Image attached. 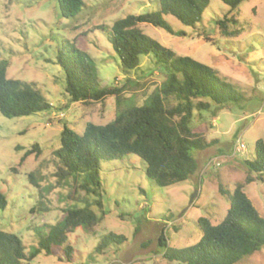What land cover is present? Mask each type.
I'll list each match as a JSON object with an SVG mask.
<instances>
[{
  "label": "rangeland",
  "instance_id": "374dc122",
  "mask_svg": "<svg viewBox=\"0 0 264 264\" xmlns=\"http://www.w3.org/2000/svg\"><path fill=\"white\" fill-rule=\"evenodd\" d=\"M83 1L75 17H63L56 0H0V60L7 62L6 75L34 82L52 104L25 116L0 113V191L7 198L6 207L0 209V229L18 235L26 253L36 246L38 236L61 218L63 209L83 205V192L73 194L71 178L57 182L53 176L54 149L63 124L81 133L87 121L106 123L116 111L113 97H108L102 108L68 100L63 71L55 63L62 41L91 56L101 85L123 86L125 105L148 103L150 92L164 79L148 57L138 68L123 72L108 36L96 28L110 26L127 14L157 10L158 0ZM227 10L221 0H210L194 28L164 15L175 31L185 33L181 36L148 23L139 25L176 54L216 68L220 80L241 95L221 105L212 102L208 111L194 115L192 123L206 126V137L217 139L213 146L195 154V174L159 187L146 177L143 161L133 154L100 163V183L88 196L100 199L101 207L91 206L98 215L104 213L100 222L91 231L78 228L69 236L68 242L76 250L71 261H59L63 252L58 248L50 255L38 253L32 259L34 264H179L162 257L157 241L161 231L170 246H188L201 235L199 217L215 224L225 215L227 195L245 177L243 160L252 159L257 139L264 140V0L240 4L238 18L244 29L236 37L221 35L215 24ZM35 142L41 152L30 154L19 164L24 150ZM236 142L243 148L232 153ZM16 146L22 149L16 150ZM220 186L225 193L220 192ZM243 189L264 217V183L251 182ZM108 232L123 234L127 243L116 251L98 254L94 247ZM236 264H264V248Z\"/></svg>",
  "mask_w": 264,
  "mask_h": 264
},
{
  "label": "trees",
  "instance_id": "16d2710c",
  "mask_svg": "<svg viewBox=\"0 0 264 264\" xmlns=\"http://www.w3.org/2000/svg\"><path fill=\"white\" fill-rule=\"evenodd\" d=\"M210 0H158L159 8L138 14H127L110 26L100 24L108 36L118 57L119 67L128 72L140 66L148 57L153 68L164 75L160 85L149 96L148 103L125 105L123 86L101 85L97 67L91 56L73 44L62 41L55 63L64 75L63 90L70 102H79L84 107L100 105L113 97L114 117L102 124L87 121L78 133L63 124L59 132V145L54 149L57 182L71 178L73 194L83 192V205L62 210L61 218L49 225L38 236L36 246L25 252L21 238L13 232L0 229V264H34L32 259L40 252L45 255L62 249L63 258L71 261L76 250L68 238L78 228L93 230L100 222L92 205L101 207L100 199H89L99 185L100 163L109 162L133 154L144 163L146 177L159 187L182 182L197 170L196 155L213 146L216 138L206 137V126L192 123L195 114L208 111L212 102L221 105L236 101L241 95L218 77V70L187 55H178L149 37L139 27L148 23L173 35H185L175 31L164 19L172 15L192 28L202 20V14ZM228 10L215 24L224 36H238L244 29L238 18V9L245 0H221ZM63 17H75L84 6L83 0H56ZM7 62L0 60V113L7 117L25 116L47 110L52 104L36 88L34 82L9 78ZM16 150L22 149L16 146ZM41 146L33 143L24 150L19 164L32 153L39 154ZM245 177L237 182L228 194L229 206L220 221L213 224L201 216L197 225L199 239L192 245L172 247L161 231L157 241L162 257L168 263L179 264H236L246 256L264 248V217L260 215L244 186L251 182L264 183V140L254 144L252 159L243 160ZM31 181L33 174H29ZM220 192L225 190L220 186ZM7 205L6 195L0 191V209ZM127 238L123 234L108 232L96 243L98 254L123 247ZM114 245V246H111Z\"/></svg>",
  "mask_w": 264,
  "mask_h": 264
},
{
  "label": "built area",
  "instance_id": "2783aa9c",
  "mask_svg": "<svg viewBox=\"0 0 264 264\" xmlns=\"http://www.w3.org/2000/svg\"><path fill=\"white\" fill-rule=\"evenodd\" d=\"M242 148H243V144L236 142L232 145V153L239 152Z\"/></svg>",
  "mask_w": 264,
  "mask_h": 264
}]
</instances>
